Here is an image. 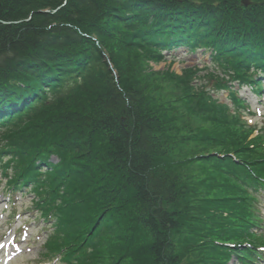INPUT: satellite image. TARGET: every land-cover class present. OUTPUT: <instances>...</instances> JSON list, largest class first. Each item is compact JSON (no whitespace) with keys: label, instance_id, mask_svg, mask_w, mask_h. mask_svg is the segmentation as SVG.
<instances>
[{"label":"trees","instance_id":"obj_1","mask_svg":"<svg viewBox=\"0 0 264 264\" xmlns=\"http://www.w3.org/2000/svg\"><path fill=\"white\" fill-rule=\"evenodd\" d=\"M251 1L0 0V184L50 224L40 263L263 258L264 134L230 85L263 94ZM181 49L224 74L149 68Z\"/></svg>","mask_w":264,"mask_h":264},{"label":"rangeland","instance_id":"obj_2","mask_svg":"<svg viewBox=\"0 0 264 264\" xmlns=\"http://www.w3.org/2000/svg\"><path fill=\"white\" fill-rule=\"evenodd\" d=\"M29 20L30 18L27 21ZM149 68L154 72L170 71L177 75H181L189 68L203 70L200 76L214 71L217 74H224L221 68L213 62L211 53L202 50L172 51L167 54L166 61L159 64L150 63ZM206 69L208 71H205ZM200 83L207 85L210 82L207 78H203ZM230 85L240 91L239 96L247 102L253 113L243 114V118L250 125L255 126L258 132L264 134V90L261 98H257L249 87L239 88L237 82H232ZM208 90H211V84ZM213 95L221 103H229L227 91L214 92ZM52 160L57 162L55 158ZM5 190L6 181L2 180L0 184V264H45L40 263L42 258L40 254L46 237L51 231L50 224H47L43 218H38V212L30 209L34 207V196L22 193L6 194ZM260 215L264 220V208H261ZM259 234L263 236L264 230ZM229 264H238L236 257L233 256ZM253 264H264V262Z\"/></svg>","mask_w":264,"mask_h":264},{"label":"water","instance_id":"obj_3","mask_svg":"<svg viewBox=\"0 0 264 264\" xmlns=\"http://www.w3.org/2000/svg\"><path fill=\"white\" fill-rule=\"evenodd\" d=\"M242 4L245 8L249 7L251 5V0H242Z\"/></svg>","mask_w":264,"mask_h":264}]
</instances>
